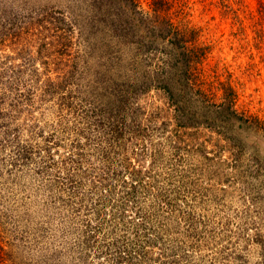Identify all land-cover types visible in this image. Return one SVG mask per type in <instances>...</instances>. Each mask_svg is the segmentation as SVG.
<instances>
[{"label":"trees","instance_id":"trees-1","mask_svg":"<svg viewBox=\"0 0 264 264\" xmlns=\"http://www.w3.org/2000/svg\"><path fill=\"white\" fill-rule=\"evenodd\" d=\"M189 1L0 0V264H264V119Z\"/></svg>","mask_w":264,"mask_h":264},{"label":"rangeland","instance_id":"rangeland-1","mask_svg":"<svg viewBox=\"0 0 264 264\" xmlns=\"http://www.w3.org/2000/svg\"><path fill=\"white\" fill-rule=\"evenodd\" d=\"M228 3L230 10L225 18L215 9V0H190L178 25L199 31L198 42L209 47L206 66H203L206 71L204 75L210 77L215 74L221 81L230 79L238 91V109L264 119V46L259 45L253 32L254 29H262L263 25L258 22L254 12L256 3L248 9L240 0H228ZM6 54H12V51L4 49L1 55ZM0 61H4V58ZM15 63L20 64L21 61ZM35 63V67L42 72L41 62L35 59ZM0 65L6 67L10 63ZM232 203L233 207H237L235 202ZM29 212H33V209ZM14 215L22 218L20 227L28 228L27 235L31 240L35 230L34 220L29 224L26 212H14ZM256 253H240L242 259L232 257L229 264H257L260 260Z\"/></svg>","mask_w":264,"mask_h":264}]
</instances>
